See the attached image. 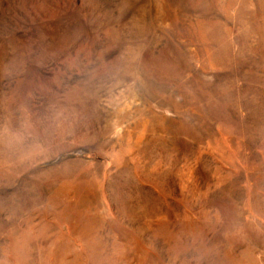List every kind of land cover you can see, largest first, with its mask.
I'll return each mask as SVG.
<instances>
[{
	"label": "rangeland",
	"instance_id": "obj_1",
	"mask_svg": "<svg viewBox=\"0 0 264 264\" xmlns=\"http://www.w3.org/2000/svg\"><path fill=\"white\" fill-rule=\"evenodd\" d=\"M0 264H264V0H0Z\"/></svg>",
	"mask_w": 264,
	"mask_h": 264
}]
</instances>
